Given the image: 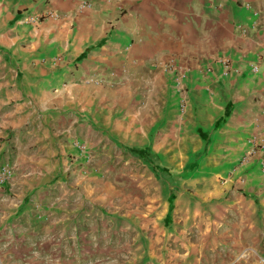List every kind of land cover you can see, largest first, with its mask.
I'll list each match as a JSON object with an SVG mask.
<instances>
[{
	"label": "crops",
	"instance_id": "crops-1",
	"mask_svg": "<svg viewBox=\"0 0 264 264\" xmlns=\"http://www.w3.org/2000/svg\"><path fill=\"white\" fill-rule=\"evenodd\" d=\"M253 133L264 0H0V264H259Z\"/></svg>",
	"mask_w": 264,
	"mask_h": 264
},
{
	"label": "built area",
	"instance_id": "built-area-1",
	"mask_svg": "<svg viewBox=\"0 0 264 264\" xmlns=\"http://www.w3.org/2000/svg\"><path fill=\"white\" fill-rule=\"evenodd\" d=\"M90 3L83 1L80 3V7H86L89 6ZM52 15V14H50ZM28 21H32L33 17L30 16L27 18ZM220 64L223 66L224 68V74H227L229 67H230V61L227 58H222L220 60ZM169 68H172V66H167ZM250 69L254 72L257 71L258 67L255 64H251L250 65ZM185 72L184 69L179 70L176 75H175V81L176 82H180L182 78H184ZM83 81L85 83H93V84H101L103 82V78L101 77H96L94 75H89L85 78H83ZM260 113H263V111H261ZM248 141L250 143V148L247 150V152H245L243 159H246L249 156H255L258 157L259 159V163L261 165V167H264V159H260L261 156V151H262V146H263V140L261 139V137L257 134V133H253L250 135V137L248 138ZM77 145L79 146V148L81 149L82 153H86L87 150V145L83 142H78ZM85 160H88V157L86 156ZM14 164L13 162H11L9 159H5L1 164H0V186L2 185H6L9 184L10 181L13 178L14 175ZM249 250H243L242 252H240L238 258H242L244 256L245 253H249ZM253 257L255 258V260L259 263V264H264V252H254L253 253Z\"/></svg>",
	"mask_w": 264,
	"mask_h": 264
},
{
	"label": "rangeland",
	"instance_id": "rangeland-1",
	"mask_svg": "<svg viewBox=\"0 0 264 264\" xmlns=\"http://www.w3.org/2000/svg\"><path fill=\"white\" fill-rule=\"evenodd\" d=\"M91 159H92V158L88 157V160H87V161L89 162V161H91ZM239 254H240V253H239ZM239 254H237L236 257H234V259L231 260V261H232L231 264H232L235 260L240 259V258H238Z\"/></svg>",
	"mask_w": 264,
	"mask_h": 264
}]
</instances>
